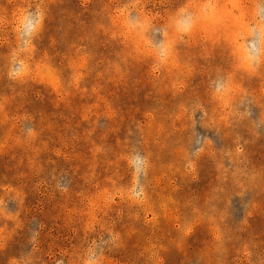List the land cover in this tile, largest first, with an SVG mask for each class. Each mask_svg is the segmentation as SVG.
<instances>
[{
    "label": "rangeland",
    "instance_id": "obj_1",
    "mask_svg": "<svg viewBox=\"0 0 264 264\" xmlns=\"http://www.w3.org/2000/svg\"><path fill=\"white\" fill-rule=\"evenodd\" d=\"M0 264H264V0H0Z\"/></svg>",
    "mask_w": 264,
    "mask_h": 264
}]
</instances>
